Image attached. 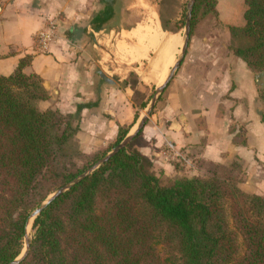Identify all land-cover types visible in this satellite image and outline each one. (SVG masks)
<instances>
[{"label":"trees","instance_id":"obj_1","mask_svg":"<svg viewBox=\"0 0 264 264\" xmlns=\"http://www.w3.org/2000/svg\"><path fill=\"white\" fill-rule=\"evenodd\" d=\"M244 2L246 23L230 28L229 53L264 73V0ZM217 6V0H196L191 37L199 19L218 15ZM167 26L162 22L164 31ZM31 61L21 60L13 75L0 77V264L19 258L30 215L48 195L129 134L120 128L116 143L79 167L81 108L76 114L41 111L39 103L51 95L40 76L24 73ZM260 98L264 102V86ZM143 130L44 209L21 264H264V196L239 187L243 162L202 161V173L192 177L174 163L180 173L168 178L141 153ZM235 141L246 144L242 135Z\"/></svg>","mask_w":264,"mask_h":264},{"label":"crops","instance_id":"obj_2","mask_svg":"<svg viewBox=\"0 0 264 264\" xmlns=\"http://www.w3.org/2000/svg\"><path fill=\"white\" fill-rule=\"evenodd\" d=\"M136 6L126 0H0V77L13 75L20 61L31 57L24 73L40 76L51 95L39 108L63 114L81 108L78 136L86 153L116 143L120 128L129 134L137 130L143 118L137 91L161 85L183 46L179 36L182 46L160 65L167 32L161 22L127 28L125 13ZM50 20L59 23L58 42L49 52H38L35 35ZM157 31L163 35L160 43L153 39ZM110 43L115 51L108 50ZM197 45H191L163 105L145 125L140 151L153 161L157 174L168 178L180 172L162 156L167 142L185 153L188 163L180 164L189 177L202 173V161L229 164L240 159L247 191L263 190L259 77L232 53L213 50L209 43L201 49ZM130 73L137 82H129ZM238 135L246 144L235 141Z\"/></svg>","mask_w":264,"mask_h":264},{"label":"rangeland","instance_id":"obj_3","mask_svg":"<svg viewBox=\"0 0 264 264\" xmlns=\"http://www.w3.org/2000/svg\"><path fill=\"white\" fill-rule=\"evenodd\" d=\"M217 2H218V6H217L218 7L217 8L218 9V15L215 17L202 18V19L198 20V22L196 24L195 32L193 33L195 35L191 37L187 53L191 50V45L195 47L196 43L198 44L197 46L200 49L202 48V44L209 43L213 50L214 49L217 50V47H219L218 49L221 52L222 51L231 52L229 47H230V45H232L233 40L231 37L230 28L233 26L242 27L245 25V23H246L245 22V13L247 10V6H246L244 0H217ZM132 3H135L138 6H136L132 10V12H126L125 13V15H126L125 16V18H126L125 26L127 28L135 25L136 23H142V22H143V24L148 22L150 25H153V23L161 22V26H162V22H164V24L168 25L167 27H168L169 31H165L167 33H166L163 41L166 42L168 40L169 35L176 33L178 35H175V37L179 41L177 49L180 46H182V42H181V39L179 38V36L182 38V41L184 43V37H185V33H186L185 26H186V20H187L189 0H126V5H129ZM152 20L155 22H153ZM191 33H192V28H191ZM155 41H156V39H154V42ZM158 43H160V42H158ZM177 49H175L173 53H175L177 51ZM108 50L109 51H115V48L113 47L112 43L109 44ZM166 52L167 51H165V48L162 46V48L160 49V57H161V59H160L161 64L160 65H162V64L165 65L167 60H168ZM180 55H181V48L178 51L176 60L178 59V57ZM254 74L259 77L258 84L261 87L264 86V73H254ZM159 79H161V77H159ZM135 81L136 82L138 81V79L136 77H133V76L129 77V82L133 83ZM158 83H159V85L157 87L152 86V88H150L149 90L145 89L143 86H140L139 91H137V95H136L137 97L136 98H137V104L138 105L141 103H144V101L147 98L149 99L148 100V102H149L148 107L145 110H143V112H142L143 117H146L147 113L149 111L150 112L152 111L151 115L147 121H149V119L151 117H153L154 114H157L159 108H161V106L163 105V102L165 101V96H166L167 90H165L163 92V94L160 96V98L157 101L154 109H151L152 100L154 97H156V94H157L156 90L159 87H161L160 82H158ZM263 104H264V102H263ZM41 111H46V110L41 109ZM263 112H264V110H263ZM78 134H77V140H78L79 145L81 147V152H80V157L76 160V164L79 167L86 166L87 163L89 161H91L95 155H97L98 153L106 151L110 147V146H107L105 148H102V149L98 150L96 153H86L84 151L83 145L79 139ZM141 143H143L142 140H140L139 144H141ZM106 156H104V157H106ZM95 164H93V165H95ZM93 165H91L89 168H87L86 171H88V169H90ZM86 171H85V173H86ZM246 177H247V173L245 171L244 164H243V172L240 176L239 187L246 194L264 196V189L263 190L260 189L259 191H256L257 189H255V192L253 190L254 193L247 191L246 184L248 181H247ZM254 185H256V184H254ZM64 186H66V185H64ZM64 186H62L61 188H63ZM252 187H255V186H252ZM61 188L57 189L52 194L48 195L47 199L49 197H51L53 194H55ZM47 199L44 202H46ZM44 202H42L41 205H43ZM41 205L39 207H41ZM37 209H35L30 215V219H29L28 227H27V232H26V237L24 239V249H23V252L21 253V255L19 257H22V255L25 253L26 248H27V242H30V247H31V243H32L34 233H35L33 226H34V221L36 219L32 216H33V213ZM229 222L232 225V219L231 218H229ZM162 253L164 255H166L165 250H163Z\"/></svg>","mask_w":264,"mask_h":264},{"label":"water","instance_id":"obj_4","mask_svg":"<svg viewBox=\"0 0 264 264\" xmlns=\"http://www.w3.org/2000/svg\"><path fill=\"white\" fill-rule=\"evenodd\" d=\"M195 3H196V0H189V3H188V13H187L186 26H185L186 33H185V37H184L183 46L181 47V55L176 60V63L172 67V69L170 71V74L168 75L166 81L161 85V87H159L156 90L157 91V94H156V97H154L153 100H152L151 109H154V107H155L157 101L159 100L160 96L163 94V92L166 90V88L169 86V84L176 77V75H177L179 69L181 68V66L183 64V61H184V59L186 57L187 50L189 48V43H190V40H191V28H192V20H193V13H194V9H195ZM151 112L149 111L147 113V116L146 117H143V119H142V121H141V123H140V125H139V127H138L137 130H135L131 134H128L127 137L116 148H114L110 153H108V155L106 157L102 158L95 165H93L90 169H88V171H86V173L80 175L73 182L67 184L66 186H64L63 188H61L60 190H58L55 194H53L51 197H49L47 199V201L44 202L43 205H41V207H39L33 213V216L32 217L37 218L38 216H40V214L44 211V209L50 203H52L54 200H56L57 198H59L60 196H62L66 192H68L76 184H78L83 179H85L87 176L91 175L96 170H98L100 167H102L104 164H106L113 155H115L116 153H118L120 150L125 149L126 146L131 142V140L137 135V133L139 132V130H141L142 128L145 127L146 123L148 122L147 120H148V118L151 115ZM29 251H30V242H27V248H26L25 253L22 255V257L17 258L15 261L11 262L10 264H21L22 261H24L26 259V257L28 256Z\"/></svg>","mask_w":264,"mask_h":264},{"label":"built area","instance_id":"obj_5","mask_svg":"<svg viewBox=\"0 0 264 264\" xmlns=\"http://www.w3.org/2000/svg\"><path fill=\"white\" fill-rule=\"evenodd\" d=\"M58 39L59 23L56 20H50L46 27L35 35L37 51L42 53L49 52L51 45L58 42ZM162 156L168 162L188 163L185 153L172 142H167L164 145Z\"/></svg>","mask_w":264,"mask_h":264},{"label":"bare ground","instance_id":"obj_6","mask_svg":"<svg viewBox=\"0 0 264 264\" xmlns=\"http://www.w3.org/2000/svg\"><path fill=\"white\" fill-rule=\"evenodd\" d=\"M153 21V20H152ZM153 22H155V21H153ZM154 24V23H153ZM158 24V23H157ZM156 27V26H155ZM153 29V28H152ZM157 29V28H156ZM156 29H155V31H156ZM158 31H160V30H158ZM156 32V34H155V36H154V38L153 39H156V41L158 40V42H160L161 41V39H162V34H161V32ZM162 35V36H161ZM166 35V34H165ZM165 35H164V37H165ZM178 44H179V41L176 39V37H172V36H169L168 37V40L166 41V42H162V46L165 48V51H167L166 53H167V59H170V57L172 56V53L174 52V50L175 49H177V47H178ZM170 74V73H169ZM168 77V76H167ZM167 77L165 78V80L163 81V83L166 81V79H167ZM162 83V84H163ZM161 84V85H162Z\"/></svg>","mask_w":264,"mask_h":264}]
</instances>
